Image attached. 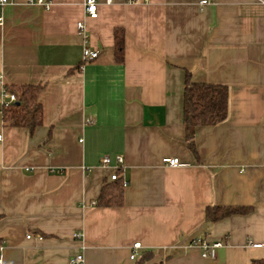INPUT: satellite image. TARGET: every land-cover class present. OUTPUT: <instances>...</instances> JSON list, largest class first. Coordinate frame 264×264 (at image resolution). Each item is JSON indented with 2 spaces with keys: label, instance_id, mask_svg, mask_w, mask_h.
I'll return each instance as SVG.
<instances>
[{
  "label": "crops",
  "instance_id": "obj_1",
  "mask_svg": "<svg viewBox=\"0 0 264 264\" xmlns=\"http://www.w3.org/2000/svg\"><path fill=\"white\" fill-rule=\"evenodd\" d=\"M46 1L0 7V72L7 86H43L44 118L31 133L0 111L4 264H70L78 253L82 264L264 260V0H97L96 19L85 0ZM86 46L99 56L84 63ZM187 70L229 89L227 118L196 128L197 154L183 121ZM104 155L124 158L120 207L96 205L113 181ZM213 205L253 210L208 222ZM195 237L224 246L204 258Z\"/></svg>",
  "mask_w": 264,
  "mask_h": 264
},
{
  "label": "trees",
  "instance_id": "obj_2",
  "mask_svg": "<svg viewBox=\"0 0 264 264\" xmlns=\"http://www.w3.org/2000/svg\"><path fill=\"white\" fill-rule=\"evenodd\" d=\"M116 56L123 59L124 32L116 30ZM13 92L17 101L8 106L0 107L5 121L14 126L27 127L33 133L43 124V105L40 102L41 85L23 84L7 86ZM229 89L223 84L202 83L192 79L188 70L185 74L183 100V121L186 131V141L189 149L197 154L195 133L198 126L216 125L228 116ZM123 179L105 183L96 200L98 207H120L124 204ZM253 210L250 206H208L206 220L217 222L235 214H247ZM149 258L146 256L145 258ZM144 258V259H145ZM144 260H142L143 262ZM141 263V262H140ZM251 264H264V260L255 259Z\"/></svg>",
  "mask_w": 264,
  "mask_h": 264
},
{
  "label": "built area",
  "instance_id": "obj_3",
  "mask_svg": "<svg viewBox=\"0 0 264 264\" xmlns=\"http://www.w3.org/2000/svg\"><path fill=\"white\" fill-rule=\"evenodd\" d=\"M149 0H128L129 3H145ZM212 0H202V4H207ZM14 0H0V7L4 6L8 3H13ZM29 4H40L43 5L45 8H49L51 5V2L46 0H27ZM110 2V1H109ZM84 9L85 14L87 17L91 19H96L99 16V2L97 0H85L84 2ZM4 23V16L2 14V11L0 10V27ZM78 28L79 33L84 37L85 40L88 39V32L85 26L84 21L78 22ZM99 56V51L93 50L90 47L86 46L84 48L83 52V61L84 63L87 61H91L96 59ZM82 65L80 66V68ZM17 101L16 95L9 91L7 85L5 84L3 74L0 72V107L2 106H8ZM89 122H92V120H88ZM4 135L0 133V142L3 140ZM115 163L112 165L113 159L109 155H104L101 159V163L104 167H112L113 171L111 174L112 180H117L122 178L120 175V171L124 169V158L122 155H117L115 158ZM163 162L165 165L171 166V167H187L190 164L186 162L180 161L177 157H165L163 159ZM123 179V178H122ZM124 186L127 185V182L125 179H123ZM77 237H82V233H76ZM255 246H262V244H254ZM191 247H198L201 249L202 256L204 258H215L217 255V250L224 246V242L217 240L212 241L205 237H195L190 242ZM142 248L141 242H136L132 246V252L130 255V258L134 260L137 256V251ZM1 250H3V247H1ZM85 261V256L83 253L76 254L70 261V264H82ZM0 264H4L3 254L0 253Z\"/></svg>",
  "mask_w": 264,
  "mask_h": 264
}]
</instances>
